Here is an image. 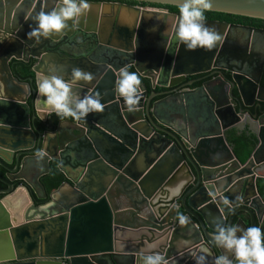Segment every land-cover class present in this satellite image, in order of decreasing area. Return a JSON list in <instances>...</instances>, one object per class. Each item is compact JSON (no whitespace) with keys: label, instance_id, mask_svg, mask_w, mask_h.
<instances>
[{"label":"water","instance_id":"95a60500","mask_svg":"<svg viewBox=\"0 0 264 264\" xmlns=\"http://www.w3.org/2000/svg\"><path fill=\"white\" fill-rule=\"evenodd\" d=\"M56 1L0 0V169L6 171L4 177L0 173L6 187L0 188V264H142V256L151 253L164 255L168 264H195L192 253L200 254L202 248L209 250L211 264L222 255L233 262L234 255L214 242L217 224L264 229V202L256 188L264 172V113L243 115L242 108L257 109L264 103V55L256 61L249 54L248 61L256 62L259 71L243 77L245 63L238 53L224 57L229 27L220 24L216 31L221 41L211 51H188L173 36L168 46L164 41L152 56L135 63L140 11L109 3H89L80 24L69 21L63 33L35 44L27 36L35 27L34 17L50 11ZM112 1L176 8L183 2ZM211 4L207 12L264 21V0ZM99 19L109 21L104 37L112 39L107 49L116 54L113 59L96 57V46L83 55L74 41L78 30L100 33L95 26ZM120 19L126 24L111 35ZM85 21L93 26L84 28ZM13 60L31 63L28 82L12 75ZM73 68L93 74L92 81L78 82L74 91L81 98L99 94L103 112L89 114L86 122L65 120L52 131H40L31 121L46 123L56 114L39 94L38 80L53 75L70 80ZM121 68H132L152 90H160L148 95L141 84L134 112L116 91ZM212 68L231 73L228 84L237 91L236 100L218 89L209 92L206 83L194 86ZM241 118L258 139L244 164L224 136ZM51 161L66 180L47 200L40 178L49 173ZM181 184L180 195L172 197L170 190ZM65 186L72 193L62 196ZM31 194L47 201L37 205ZM222 197L230 204L224 205ZM180 214L188 217L187 225L179 224Z\"/></svg>","mask_w":264,"mask_h":264},{"label":"clouds","instance_id":"9594fccd","mask_svg":"<svg viewBox=\"0 0 264 264\" xmlns=\"http://www.w3.org/2000/svg\"><path fill=\"white\" fill-rule=\"evenodd\" d=\"M90 9L88 0H59L58 6L51 11H40L35 17V27L27 33L35 44L41 39L59 35L69 28V21L74 26L82 16L87 15ZM212 9L211 0H183L178 5L180 22L176 27V39L188 51L201 49L211 51L221 41V35L205 23V13ZM94 79L92 73L80 68H73L71 79L60 76H51L38 80V92L47 98L48 104L53 106L56 116L61 122L67 118L86 122L89 114L100 113L104 110L99 94L81 96L74 91L80 81L90 82ZM141 79L136 72L127 68L119 70V79L116 91L123 98L129 112L138 110L143 89ZM51 135V133H49ZM38 155H42L38 153ZM183 184L170 190V195H180ZM224 205H229L227 197H222ZM181 226L188 224V217L179 215ZM217 234L214 242L221 249L234 255L238 264H264V229L257 226L243 227L237 225L217 224ZM239 234V235H238ZM207 248H202L200 254L192 253L195 264H207ZM142 264H168L165 256L160 253H151L142 256ZM215 264H232L227 255L216 258Z\"/></svg>","mask_w":264,"mask_h":264},{"label":"flooded vegetation","instance_id":"af4514ba","mask_svg":"<svg viewBox=\"0 0 264 264\" xmlns=\"http://www.w3.org/2000/svg\"><path fill=\"white\" fill-rule=\"evenodd\" d=\"M88 3L116 4V5H119L118 8L123 7V6H131V7L136 8L140 11L139 12V18H138L137 22L135 21V41L138 43V46H139V47L137 46V49L139 50L138 56L135 54V63L139 62V60H141L142 57L146 59V57H145L146 55L152 56L151 53L154 52V49L163 45L164 41H167L166 45L168 46L170 44V42L172 41L173 36H176V27L180 22L179 11H178V8H176V7H174L175 9H171V8H169V6H161V5L146 4V3H135V2H130V1L129 2H127V1H125V2L124 1H112V0H88ZM57 6H58V2L56 1L52 4L51 10ZM121 13L123 14L124 10H122ZM215 14H217V13L206 12L205 13V23L208 26H210L211 28H213L215 31L218 28L216 25L223 24V25H227L229 27L228 32L226 31V33H225L227 36L226 47L224 49L225 59L227 60L226 57L231 56V52L236 51L238 53V57L242 61H244V63H245L244 68L246 70H243L241 72V74H245L243 77H245L246 75H252L253 76L255 73H258L259 70H258V67L256 66V62L254 65H252L253 62H251V60L248 61V56H249V54L254 53L255 60L258 59V61H259L260 59L263 58V55H264V29L255 28V27L251 26L250 24H244L241 22H237V20H234V19H228V17H222V16L219 17V16H216ZM110 16H113V15L111 14ZM105 17H107V16H105ZM122 19H120L118 21H116V20L114 21V26H113V30L111 32V35L113 32H115V29L118 30V27H121L124 24H126L127 21H124ZM83 20H87L86 17ZM80 21H82V20H79V22L77 24H80ZM108 23H109V21L106 19H104V21L103 20L101 21L100 19L95 21V26L97 29H101V32H100L101 34L98 32V30H96V33L88 32L87 34H84L83 32L81 33L79 30L74 32V34H75L74 41L79 45L78 47L81 48V51H83V53H84L83 55H85V53H87L85 51L86 48L96 46L97 47L96 52L99 54V56L96 55V57H98V58H105V57L111 58L112 57L111 59H113V57L116 56V54L111 52V51H113L112 49H107L110 40H112L111 37L108 40H106L104 37V30L108 27ZM83 26H84V28H86L88 26L91 28L93 25L91 22L87 26V23L85 21ZM130 26L131 25L127 26V28H130ZM102 40L105 41L107 44L106 45L103 44ZM131 59L133 60V57H131ZM224 64H225V67L228 66L227 65L228 62H226ZM229 65H231V64H229ZM128 69H129V71L134 72L132 68H128ZM262 73H263V71H262ZM196 78L197 77L187 79L185 84L187 82L191 81V79L193 80ZM198 78H201V80H199V81H202V83H206V85H207L206 90H208L209 92L214 93L218 89V91H220L219 94L224 95L226 97H229V99L233 97V99L236 100L238 98L237 91L235 89L234 90L231 89L229 84H228L231 82V73L220 70L218 68H212L210 70V72H207L206 74L199 76ZM217 78H221L222 81L221 80L217 81ZM224 81H226L227 84H225ZM239 81H241V83H244V81L242 79H239ZM185 84H183V85H185ZM182 87H184V86H182ZM182 89H184V88H182ZM154 92H160V90H155ZM31 98L32 97H30L28 99V105L30 107H31ZM239 108H240L239 105H237L235 107L236 112L239 110ZM242 108H243V115H245L246 113H249L252 115V114H254V113H252V110L257 112V110L259 109V108L255 109V107H252L250 109H248L246 107H242ZM260 115H258V116H260ZM32 116H34V112L31 109V113H30L31 119H32ZM52 117L53 116H51L47 122L51 123ZM66 120H68V119H66ZM38 122L39 121L37 119H35L34 122L31 121V124H33L35 127H37L39 129L38 124H37ZM54 129L49 126L46 129H44L42 132H44L46 130L52 131ZM230 130H236L238 132H242V131L248 132V130L246 129V121H244V119L241 118L240 121L238 120L236 122V128L229 129L226 132H228ZM226 132L224 133V136H226ZM225 139H226V137H225ZM0 173L4 177V175L6 174V171L3 169H0ZM40 180H41V178H40ZM0 183H2V182H0ZM18 183L19 182H17L16 184H18ZM5 189H6V187H5ZM31 196L37 205L43 204L47 201V200L37 201L34 198L33 194H31ZM1 197L2 196H0V198ZM245 219H247V217H245Z\"/></svg>","mask_w":264,"mask_h":264},{"label":"trees","instance_id":"16d2710c","mask_svg":"<svg viewBox=\"0 0 264 264\" xmlns=\"http://www.w3.org/2000/svg\"><path fill=\"white\" fill-rule=\"evenodd\" d=\"M171 9H175L174 7H169ZM219 17H228V19H234L237 20V22H241L244 24H250L251 26L255 28H262L264 29V21L261 20H254V19H248V18H242V17H236V16H227L223 14H215ZM9 67L11 70L12 75L17 78L21 82H28L29 78L32 76L31 72V63H24L21 61H11L9 63ZM140 78V77H139ZM141 79V84H145L147 88L148 94L152 93L154 90L151 89L150 83L147 79ZM202 84V81H197L195 83V87L200 86ZM193 86V87H194ZM260 86L264 88V69L263 73L260 79ZM32 103V98H31ZM264 112V103L261 105V107L256 111L252 110V113L260 115ZM68 120H73L71 118H67ZM51 123H41L38 122V127L40 131H43L47 127L55 128L56 125L61 121L60 117L53 116L51 119ZM226 142L227 144L232 148L233 154L237 158V160L244 164L247 162V160L252 155L253 151L258 145V139L256 136L247 131L238 132L236 130H230L226 132ZM65 177L62 174L61 171L57 169V162L51 161L50 162V171L47 175L43 176L40 180L42 185L44 186L47 200L49 195L57 190L59 186L65 182ZM0 188L5 189V185L0 183ZM256 188L258 191L259 196L264 202V173L260 175V177L256 181ZM181 215V214H180ZM232 264H238V261L236 259L232 262Z\"/></svg>","mask_w":264,"mask_h":264},{"label":"crops","instance_id":"0c3cea01","mask_svg":"<svg viewBox=\"0 0 264 264\" xmlns=\"http://www.w3.org/2000/svg\"><path fill=\"white\" fill-rule=\"evenodd\" d=\"M63 131L65 132V133H68V130H67V128L65 127L64 129H63ZM70 171V168L68 169V172ZM264 172H262V174H263ZM4 185V184H3ZM21 193V192H20ZM72 193V189L70 188V187H68V186H65L62 190H61V195L62 196H67V195H70ZM23 194V193H22ZM59 197H56V199H58ZM212 239V238H211ZM207 264H211V258H210V256L208 255V261H207Z\"/></svg>","mask_w":264,"mask_h":264},{"label":"bare ground","instance_id":"6f19581e","mask_svg":"<svg viewBox=\"0 0 264 264\" xmlns=\"http://www.w3.org/2000/svg\"><path fill=\"white\" fill-rule=\"evenodd\" d=\"M149 15V14H148Z\"/></svg>","mask_w":264,"mask_h":264}]
</instances>
